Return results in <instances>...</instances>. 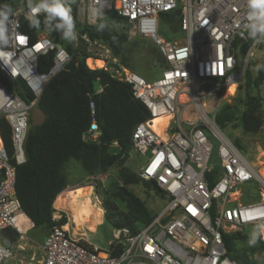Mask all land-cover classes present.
<instances>
[{
    "label": "built area",
    "instance_id": "1",
    "mask_svg": "<svg viewBox=\"0 0 264 264\" xmlns=\"http://www.w3.org/2000/svg\"><path fill=\"white\" fill-rule=\"evenodd\" d=\"M51 1L37 0L15 12L0 32V74L22 83L33 97L27 104L0 85V118L10 128L12 144L10 156L0 136V235L10 229L23 237L28 231L16 225L23 213L15 196V165L25 161L23 143L32 109L49 80L66 70L72 59L46 34L38 33L32 40L20 30L21 18L47 14L31 10ZM62 2L75 5V24L96 25L113 11L126 21L131 35L149 40L162 57L160 75L148 80L122 67L113 70L111 62L116 59L106 43L91 41L75 27L68 35L73 49L82 41L86 60H100V69L128 84L145 107L149 118L131 134L133 151L145 157L137 175L154 182L164 199L162 208L137 233L114 229L106 250L80 243L63 229L66 223H59L62 217L57 213L62 210L55 208L57 217L52 216L54 224L42 243V264H235L228 256L225 235L258 233L264 243V181L228 136L227 127L216 124L221 107L239 96L248 65L264 40V32L257 30L261 21L250 19L254 10L248 0ZM175 11L179 29L167 39L159 29L161 16ZM45 57L52 64L41 71ZM231 87L234 91L229 93ZM89 109L91 121L82 139L96 142L99 131L92 102ZM155 119L164 122L156 125L159 132L153 128ZM12 257V248L0 245V264Z\"/></svg>",
    "mask_w": 264,
    "mask_h": 264
},
{
    "label": "trees",
    "instance_id": "2",
    "mask_svg": "<svg viewBox=\"0 0 264 264\" xmlns=\"http://www.w3.org/2000/svg\"><path fill=\"white\" fill-rule=\"evenodd\" d=\"M66 7L71 8L73 28L75 27L80 34H86L91 41L106 43L113 57L120 59L125 35L122 30L119 32L113 26L127 28L124 19L113 11H108L96 25L75 24V5H66ZM9 8L11 11L8 18L15 13L14 0H0V11H7ZM48 16L47 13L34 18L39 21L38 27H30V20L21 18L20 30L32 40L38 33L46 34L53 42L64 47L72 55V59L66 70L49 80L37 101L36 107L42 111L44 122L40 126L33 127L30 126L29 121L23 143L25 161L15 165L14 189L21 211L29 220L31 227L33 224V228L50 230L54 224L52 215L55 198L69 187L63 172L66 164L70 161L77 163L87 175L104 173L114 165H122L132 149L133 129L137 124L147 120L149 115L141 102L134 98L128 84L118 81L107 70L88 69L85 64L88 58L85 44L81 41L77 48L73 49L68 37L71 32L66 36L68 29L66 26L60 27L63 22L59 17L49 19ZM161 23L167 28L166 33L162 32V34L167 39H172L171 34L179 29V12L162 15ZM160 58L162 60L161 56ZM51 64V58L45 57L40 70L47 71ZM260 83H264V58L258 69V77L254 79L247 71L243 94L237 96L230 104L221 107L216 117V124L220 128L224 129L237 121L244 134L255 135L260 131L263 123L261 100L252 95ZM0 85L14 90L27 104L33 100L19 81H10L0 74ZM95 85H98L100 92H97ZM90 102L94 105V118L99 131L96 142L82 139L91 121ZM237 104L242 108L238 116L235 115ZM0 136L6 152L11 156L10 128L2 118H0ZM113 145L118 152L109 154V147ZM120 182L122 186L113 189L109 200L103 202L104 222L113 229L127 228L135 234L138 229L151 221L153 214L142 201L127 191L125 186L140 182L157 197L164 199V196L154 182L142 181L138 175H128L124 170L120 172ZM252 198L255 199L254 195ZM114 200L122 203L125 211L117 208ZM59 223L64 224L65 218ZM18 228L23 231V228ZM252 235L243 231L224 236L228 256L235 264H264L246 253H233L235 242L249 240L253 238ZM2 237L6 244L11 246L18 240L19 234L7 229L2 232ZM258 243L264 251V243L259 240Z\"/></svg>",
    "mask_w": 264,
    "mask_h": 264
},
{
    "label": "rangeland",
    "instance_id": "3",
    "mask_svg": "<svg viewBox=\"0 0 264 264\" xmlns=\"http://www.w3.org/2000/svg\"><path fill=\"white\" fill-rule=\"evenodd\" d=\"M34 1L37 0H14L15 12L24 10V8ZM113 27L119 32L122 30L125 35V40L123 41L120 59L116 57V62H111L113 65L112 69L119 70V68L122 67L126 70L138 73L149 80L158 77L164 64L154 45L147 39L131 35L128 27L122 28L117 25ZM159 29L161 32L167 30L166 25L162 23ZM263 58L264 40L259 45L254 59L248 65L247 71L251 73L254 79L258 77V69ZM95 69H100V67H95ZM98 88V85H95V89ZM243 90L242 84V88L239 89L240 92L238 91L239 95L243 94ZM252 95L259 97L261 100V119L263 123L260 131L255 135L244 134L238 126L237 121H234L227 126L226 132L253 166L256 174H260L262 177L258 176L264 181V83H260L258 87L254 89ZM235 107V115L238 116L242 108L238 104ZM117 152L118 149L115 145L109 147V154H116ZM144 163L145 157L137 154L131 149L122 165H114L104 173L87 175L77 163L70 161L66 164L63 172L69 184L68 189L81 188L85 185H89L94 197L98 200L99 206L103 210V222L100 221L97 224L95 232H83L84 235L82 237L76 238L79 239L80 243L85 245L95 244L101 249H108L109 243L113 240L114 229L104 222L103 202L109 200L111 197L110 192L113 189L122 186L120 182V172L122 170L126 171L128 175L137 176L140 167H142ZM254 185L256 186V184ZM125 189L142 201L152 214L159 211L163 206V199L157 197L153 191L144 188L140 182L127 185ZM114 203L117 208L125 211V207L122 203L117 200H114ZM53 209H55L54 205ZM57 213L62 217L61 220L65 218L66 225H69L68 230L73 234L68 213L65 211H59ZM53 217L56 218L57 214ZM16 225L17 227L23 228V232L26 230L28 231L25 233L24 237H19L13 244L15 258L10 260L7 264H41V244L48 234L49 229L31 227L29 220L23 214L17 218ZM252 237L253 238L249 240L235 242L233 253H246L253 259L264 263V251L259 247L258 233H254Z\"/></svg>",
    "mask_w": 264,
    "mask_h": 264
},
{
    "label": "bare ground",
    "instance_id": "4",
    "mask_svg": "<svg viewBox=\"0 0 264 264\" xmlns=\"http://www.w3.org/2000/svg\"><path fill=\"white\" fill-rule=\"evenodd\" d=\"M85 63L88 67H103V63L100 60L90 61L87 59ZM233 91L234 87H231L229 93ZM158 123H161L162 126L164 123L163 119H155L153 121V128L157 132L160 130V127L156 126ZM258 175L262 177L260 174ZM54 206L68 213L74 238L82 237L84 235L83 232H95L97 224L103 220V210L99 206L98 200L94 197L89 185L64 190L56 198ZM68 227L69 225H65L63 229H68Z\"/></svg>",
    "mask_w": 264,
    "mask_h": 264
},
{
    "label": "clouds",
    "instance_id": "5",
    "mask_svg": "<svg viewBox=\"0 0 264 264\" xmlns=\"http://www.w3.org/2000/svg\"><path fill=\"white\" fill-rule=\"evenodd\" d=\"M248 6L254 10L250 16V19L254 18L261 21V24L257 27V30L264 32V0H248ZM42 10L49 14V19L59 17V19L63 22L60 27L66 26L68 29V33H65L66 36L71 32V29L74 26L71 8L66 7L62 0H53L52 3H39L34 8H32L31 11L34 14H39ZM10 11V8L7 11H0V32L5 31L4 24L8 19ZM38 24V20L30 19V27H38Z\"/></svg>",
    "mask_w": 264,
    "mask_h": 264
},
{
    "label": "water",
    "instance_id": "6",
    "mask_svg": "<svg viewBox=\"0 0 264 264\" xmlns=\"http://www.w3.org/2000/svg\"><path fill=\"white\" fill-rule=\"evenodd\" d=\"M30 126H40L44 122V115L38 107H34L30 114Z\"/></svg>",
    "mask_w": 264,
    "mask_h": 264
},
{
    "label": "crops",
    "instance_id": "7",
    "mask_svg": "<svg viewBox=\"0 0 264 264\" xmlns=\"http://www.w3.org/2000/svg\"><path fill=\"white\" fill-rule=\"evenodd\" d=\"M97 92H100V89L98 88V90H97ZM102 222H103V220H102ZM32 227H33V224H32ZM47 236V235H46ZM45 236V237H46ZM24 237V236H23ZM43 243V242H42ZM0 245H2V246H4V245H7L6 244V242L4 241V239H3V237H2V235H0ZM11 248H12V251H13V244L10 246ZM41 249H42V244H41ZM15 258V253H14V251H13V257H12V259H14ZM12 259H10V260H12ZM9 260V261H10ZM42 261H43V250H42ZM42 264V263H41Z\"/></svg>",
    "mask_w": 264,
    "mask_h": 264
}]
</instances>
